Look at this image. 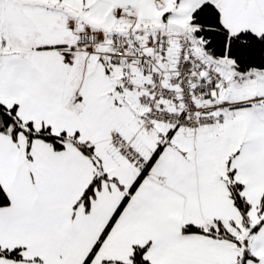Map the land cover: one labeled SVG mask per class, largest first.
Returning a JSON list of instances; mask_svg holds the SVG:
<instances>
[{"label": "snow or ice", "instance_id": "6c2138e0", "mask_svg": "<svg viewBox=\"0 0 264 264\" xmlns=\"http://www.w3.org/2000/svg\"><path fill=\"white\" fill-rule=\"evenodd\" d=\"M0 264H264V0H0Z\"/></svg>", "mask_w": 264, "mask_h": 264}]
</instances>
